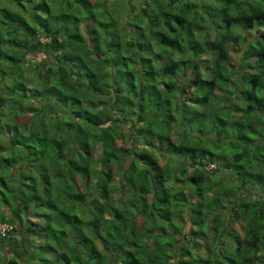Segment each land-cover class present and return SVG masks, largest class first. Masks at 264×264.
Listing matches in <instances>:
<instances>
[{"label": "trees", "instance_id": "trees-1", "mask_svg": "<svg viewBox=\"0 0 264 264\" xmlns=\"http://www.w3.org/2000/svg\"><path fill=\"white\" fill-rule=\"evenodd\" d=\"M1 225L22 264H264V0H0Z\"/></svg>", "mask_w": 264, "mask_h": 264}, {"label": "rangeland", "instance_id": "rangeland-1", "mask_svg": "<svg viewBox=\"0 0 264 264\" xmlns=\"http://www.w3.org/2000/svg\"><path fill=\"white\" fill-rule=\"evenodd\" d=\"M255 36H257L255 34V32H249L248 34H246V37L249 41L254 40ZM41 42H43V40H41ZM247 42L245 43L244 46H246ZM234 48L238 49L239 47L237 45L234 46ZM41 50H44L41 48ZM231 56H232V63L234 65H236L237 69L239 70L240 73H243V71L245 70V66L243 65V60H242V52H235V50H233L231 52ZM29 60H30V64H34V62H40L42 60L46 59V56L44 55V53H35L34 55H29ZM124 133L127 132V128H125L123 130ZM207 174L214 178L216 176H221L222 178L227 177L226 173H214V168L213 165H210L209 167L206 168ZM248 193V192H247ZM254 199H257V197L255 195H253ZM184 219V236L187 237V239H189V241H191V243L198 244L200 247L204 246L206 243H208L209 241L207 240L206 237L201 236L198 237L196 236L194 233H192V225L190 224L189 220H188V214L187 213H182L181 215ZM240 225H236L235 228L239 234L242 233V230L239 228ZM15 240H19L20 238L18 237H14ZM24 242L21 243H16L14 242L12 239H5V240H1L0 239V264H8V261H13L15 264H22L21 260L23 258V256H21V252H22V248H23ZM199 254L201 255H205L206 251L203 248H201L199 250Z\"/></svg>", "mask_w": 264, "mask_h": 264}, {"label": "built area", "instance_id": "built-area-1", "mask_svg": "<svg viewBox=\"0 0 264 264\" xmlns=\"http://www.w3.org/2000/svg\"><path fill=\"white\" fill-rule=\"evenodd\" d=\"M10 229L11 227L9 225H1L0 226V236L5 237L6 233L9 232Z\"/></svg>", "mask_w": 264, "mask_h": 264}]
</instances>
